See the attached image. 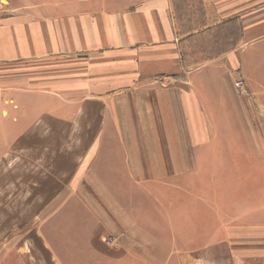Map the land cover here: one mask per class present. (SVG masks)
I'll return each mask as SVG.
<instances>
[{"label":"crops","instance_id":"crops-1","mask_svg":"<svg viewBox=\"0 0 264 264\" xmlns=\"http://www.w3.org/2000/svg\"><path fill=\"white\" fill-rule=\"evenodd\" d=\"M191 5L195 30L234 34L211 60L208 35L201 64L184 68L177 0H0V264H264V122L246 110L264 107V0ZM50 61L69 77L23 82ZM82 66L85 97L66 102ZM147 95L163 121L182 96L239 108L202 121L227 141L195 155L179 151L176 121L147 147Z\"/></svg>","mask_w":264,"mask_h":264},{"label":"rangeland","instance_id":"rangeland-1","mask_svg":"<svg viewBox=\"0 0 264 264\" xmlns=\"http://www.w3.org/2000/svg\"><path fill=\"white\" fill-rule=\"evenodd\" d=\"M197 1L200 4V0H177V4H178V13L179 15L177 16V25H178V31L179 34L182 37H185V39L183 41H181V52H183V54H186L192 50L194 51V55L196 56V54L198 52H202L204 50V48L206 46H208V35L211 36V39H213V41L211 40V43H209V45L214 46V48H211V53L208 55L210 57V60L212 58L215 57L216 54H223V52L225 50L229 49L230 44H226L223 45L221 43L218 42V38L221 35L226 36H231L234 33H225L223 30L221 31H209V32H201V31H197L195 29H199L201 27V17H192L189 12H187V14H185L184 10H186V7L188 8V10H190V7H192V3H194L195 5L197 4ZM181 9H183L181 11ZM215 38V40H214ZM198 64H201V61H195V64H193V67L195 66H199ZM50 66L45 67V68H39V69H33L31 71H33L32 73H30L33 77V80H31V77H27V79H29L28 81H23V82H28L31 83L33 82L34 84H39V86L41 87V84L46 81L45 77H50L49 81H50V85H52L54 82L53 81H57L58 78H63L66 79V77H69V74H66L63 72V70H60V74L61 76L59 77V70H57L53 64L50 63L48 64ZM184 68L186 67L185 65H183ZM38 66H35L34 68H38ZM83 69L81 70V72L78 74V72H76L75 74L80 75L79 77L76 76V78L79 79H75L73 80L76 84H77V92H81V94H77V95H61L60 97L63 100H66V102H70L73 104L78 103V101H81L84 96L83 92L85 91L86 88L89 87L90 82L88 81V77L90 75V73L88 72V66H82ZM191 67V66H189ZM188 68V67H187ZM29 71V69L27 70ZM35 71H37L35 74ZM45 72H48V76L45 74ZM7 75H9L8 72H6ZM70 75H73V72L70 73ZM182 76H184V74H182ZM75 77V76H74ZM22 78V77H21ZM166 78V79H165ZM178 81H179V85L180 82H183V79L181 77V75H179L178 77ZM8 79V78H6ZM159 79V80H158ZM155 78L153 79V83L154 82H163L161 83L162 85L168 86L169 83L173 80L167 77H164L160 80V78ZM181 80V81H180ZM8 81V80H7ZM21 81V80H19ZM64 81H69V80H64ZM184 84V83H183ZM53 86V85H52ZM53 88V87H51ZM181 88L184 89V91H188L187 87L181 84ZM4 98H6V96H3ZM142 97V96H140ZM24 98V97H21ZM157 97H154L153 95H147L144 97L145 100V105L146 106V126H145V137H146V145L147 147L150 146L151 144H149V142H153L155 140H151L150 138H152L154 135L160 136V137H166V139L170 138V136L173 135V133L170 132L171 128L175 125V121L177 122V131H178V137H179V143H178V147H179V151H188L190 152L191 150H193V152L195 153H199L202 154L204 152V155H212V153H216L218 151V141L220 137H222L223 139L226 140V135L223 134V130L219 127H215L213 128V130H209L207 127H201V123L202 121H205L207 123L208 120H210L211 125H216V123L219 121V118L221 117V114H225L227 116L228 119H231V121L233 119H235V113L234 111L239 108V107H225L226 110L228 109V111H224L221 112V110L219 109V107H184L185 105V96H182L180 98L181 100V104L179 105L180 107H173L171 110L169 109L168 114H167V119L166 121L161 120L162 118H160V113L161 111L159 110V107H152L153 105V100L156 99ZM193 100V98H191ZM143 100L140 101V103H142ZM135 102L137 101V97H135ZM149 105V106H148ZM194 105L196 106V104L194 103ZM182 106V107H181ZM161 110H163V108L161 107ZM246 110L250 113L247 112V119L248 120H252V121H257V123L260 122H264V107H247ZM242 116L244 118V113H242ZM239 118V116H238ZM191 122H194V128H192L190 126ZM155 123V124H154ZM157 123H162L161 126H157ZM232 123V122H231ZM163 124H167L169 126H163ZM199 125V127H198ZM263 125V124H262ZM140 130H143L142 128ZM172 130L174 131V129L172 128ZM230 132L234 131L233 127H230L228 129ZM257 131L259 132L260 130L257 129ZM176 134V133H175ZM256 134V132H255ZM258 135H260L258 133ZM194 136V137H193ZM209 137V139H208ZM187 138H188V142H187ZM196 141H194L193 139ZM158 139V138H157ZM193 140V142H192ZM207 142V143H206ZM192 145V146H191ZM222 146V150H228V146L226 145H221ZM251 146V145H249ZM260 147H262V145H260ZM264 147V145H263ZM165 151L168 150L169 148V144L166 143L164 145ZM236 149H238V147H236ZM232 148L230 147L231 151ZM252 149H250L251 151ZM263 150V148H262ZM242 151L243 152H248L246 150V148L244 146H242ZM201 160L199 161V166H201ZM218 161L217 160H206L203 161V163L205 164V167L211 169V168H216L218 167ZM232 162V161H231ZM214 168V169H215ZM216 170V169H215ZM205 178L206 179V184H209V181L211 180V178L214 179H218L217 176H205V177H195V180L197 182H201V180ZM195 181V182H196ZM211 197L213 196L212 192H210ZM106 240L110 243L107 244ZM104 242L106 245L109 246H115L116 241L112 238H106L104 239Z\"/></svg>","mask_w":264,"mask_h":264},{"label":"trees","instance_id":"trees-1","mask_svg":"<svg viewBox=\"0 0 264 264\" xmlns=\"http://www.w3.org/2000/svg\"><path fill=\"white\" fill-rule=\"evenodd\" d=\"M193 57H195L194 53H191L187 56L185 54H183V56H182L183 65H185L186 67L193 66V64H195V61H192V59H191ZM203 58L206 59V58H209V56L208 57L205 56ZM203 58H200V59H203Z\"/></svg>","mask_w":264,"mask_h":264},{"label":"built area","instance_id":"built-area-1","mask_svg":"<svg viewBox=\"0 0 264 264\" xmlns=\"http://www.w3.org/2000/svg\"><path fill=\"white\" fill-rule=\"evenodd\" d=\"M234 86H235V88H236L238 91H241V90H243V88H244V86H245V83H244L243 79L238 78V79H236V80L234 81ZM106 243H107V244H110L107 240H106Z\"/></svg>","mask_w":264,"mask_h":264}]
</instances>
